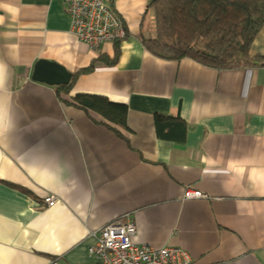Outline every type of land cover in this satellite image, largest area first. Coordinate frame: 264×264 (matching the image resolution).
Masks as SVG:
<instances>
[{
    "label": "crops",
    "instance_id": "1",
    "mask_svg": "<svg viewBox=\"0 0 264 264\" xmlns=\"http://www.w3.org/2000/svg\"><path fill=\"white\" fill-rule=\"evenodd\" d=\"M106 1L129 36L95 50L60 0H0V264H90L95 233L126 215L139 244L183 247L193 264H264V65L155 57V0ZM117 45L119 62L81 73L67 102L32 78L38 60L74 74ZM251 52L264 56V27ZM157 116L187 129L164 137Z\"/></svg>",
    "mask_w": 264,
    "mask_h": 264
},
{
    "label": "trees",
    "instance_id": "2",
    "mask_svg": "<svg viewBox=\"0 0 264 264\" xmlns=\"http://www.w3.org/2000/svg\"><path fill=\"white\" fill-rule=\"evenodd\" d=\"M152 4L157 32L152 38H143V42L155 57L176 61L192 58L220 69L264 65V56L251 52L264 27V0H155ZM120 54L117 45L112 58L101 55L94 59L73 74L71 83L60 85L58 94L66 101L63 95L70 92L81 73L93 71L99 62L113 66L119 62ZM75 101L82 108L98 111L104 105L88 95L76 96ZM156 123L160 133L172 139H180L187 129L186 122L179 117L157 116Z\"/></svg>",
    "mask_w": 264,
    "mask_h": 264
},
{
    "label": "built area",
    "instance_id": "3",
    "mask_svg": "<svg viewBox=\"0 0 264 264\" xmlns=\"http://www.w3.org/2000/svg\"><path fill=\"white\" fill-rule=\"evenodd\" d=\"M69 13L71 32L88 45L98 50L105 43L125 40L128 28L118 12L106 0H61ZM185 199L205 198L199 189L187 188ZM44 201L49 206L57 203V197L47 195ZM126 217V218H125ZM126 215L104 224L95 233L96 241L88 251L90 264H193L187 249L180 246L155 247L136 241V224ZM52 264H59L53 262Z\"/></svg>",
    "mask_w": 264,
    "mask_h": 264
},
{
    "label": "water",
    "instance_id": "4",
    "mask_svg": "<svg viewBox=\"0 0 264 264\" xmlns=\"http://www.w3.org/2000/svg\"><path fill=\"white\" fill-rule=\"evenodd\" d=\"M72 77V72L65 67L44 59L36 62L32 74L33 79L52 85L69 84Z\"/></svg>",
    "mask_w": 264,
    "mask_h": 264
},
{
    "label": "clouds",
    "instance_id": "5",
    "mask_svg": "<svg viewBox=\"0 0 264 264\" xmlns=\"http://www.w3.org/2000/svg\"><path fill=\"white\" fill-rule=\"evenodd\" d=\"M127 28H128V27H127ZM128 35H129V32H128ZM128 35H127L126 39L128 38ZM126 39H125V40H126ZM115 43H116V42H115ZM72 74H73V73H72Z\"/></svg>",
    "mask_w": 264,
    "mask_h": 264
},
{
    "label": "rangeland",
    "instance_id": "6",
    "mask_svg": "<svg viewBox=\"0 0 264 264\" xmlns=\"http://www.w3.org/2000/svg\"><path fill=\"white\" fill-rule=\"evenodd\" d=\"M61 1V0H60ZM123 41V40H122ZM118 42H121V41H118ZM117 43V42H116ZM73 78V77H72ZM71 81H72V79H71ZM63 85H65V84H63Z\"/></svg>",
    "mask_w": 264,
    "mask_h": 264
}]
</instances>
